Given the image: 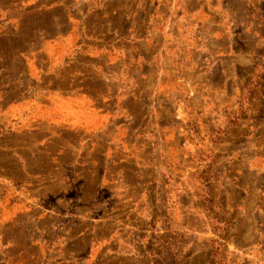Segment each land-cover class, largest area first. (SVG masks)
I'll list each match as a JSON object with an SVG mask.
<instances>
[{
  "label": "rangeland",
  "instance_id": "374dc122",
  "mask_svg": "<svg viewBox=\"0 0 264 264\" xmlns=\"http://www.w3.org/2000/svg\"><path fill=\"white\" fill-rule=\"evenodd\" d=\"M0 264H264V0H0Z\"/></svg>",
  "mask_w": 264,
  "mask_h": 264
},
{
  "label": "crops",
  "instance_id": "0c3cea01",
  "mask_svg": "<svg viewBox=\"0 0 264 264\" xmlns=\"http://www.w3.org/2000/svg\"><path fill=\"white\" fill-rule=\"evenodd\" d=\"M54 5H58V3H53V5H51V7L53 6L54 7ZM79 44V43H78ZM77 48H76V50H75V55H76V57L78 56V54H79V52H81L82 54H84V55H90V53L86 50V49H80V47H79V45H77L76 46ZM100 50H101V48H100Z\"/></svg>",
  "mask_w": 264,
  "mask_h": 264
}]
</instances>
